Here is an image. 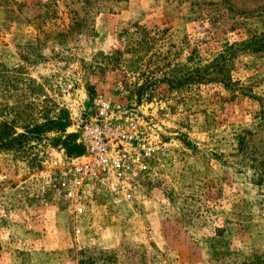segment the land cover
I'll return each instance as SVG.
<instances>
[{
    "label": "rangeland",
    "instance_id": "374dc122",
    "mask_svg": "<svg viewBox=\"0 0 264 264\" xmlns=\"http://www.w3.org/2000/svg\"><path fill=\"white\" fill-rule=\"evenodd\" d=\"M263 33L264 0H1L0 122L19 126L13 112L28 96L79 71L87 108L95 94L138 108L159 145L133 206L98 195L76 214L63 196L72 158L49 143L56 134L15 128L26 142L0 150V264H62L78 233L87 235L82 264H226L212 254L223 242L264 255V55L231 59V90L167 83L210 71L225 47ZM38 105L36 124L57 114ZM51 238L58 253L42 251Z\"/></svg>",
    "mask_w": 264,
    "mask_h": 264
},
{
    "label": "built area",
    "instance_id": "2783aa9c",
    "mask_svg": "<svg viewBox=\"0 0 264 264\" xmlns=\"http://www.w3.org/2000/svg\"><path fill=\"white\" fill-rule=\"evenodd\" d=\"M81 79L75 71L71 80L46 92L66 112V131L76 134L83 148L81 156L71 159L72 178L63 196L76 214L98 195L108 205L131 207L146 161L158 149V134L133 106H113L95 94L87 108Z\"/></svg>",
    "mask_w": 264,
    "mask_h": 264
},
{
    "label": "trees",
    "instance_id": "16d2710c",
    "mask_svg": "<svg viewBox=\"0 0 264 264\" xmlns=\"http://www.w3.org/2000/svg\"><path fill=\"white\" fill-rule=\"evenodd\" d=\"M1 1V0H0ZM242 54H256L264 55V33L259 36H254L248 40L230 44L225 47L210 63L211 70L215 72V77L211 78L209 67H204L202 70L188 69L189 72L182 78L171 77L167 79V83L173 86H180L188 82L207 83L216 81L223 87L231 90L232 84L229 76V68L231 59L236 58ZM199 69V68H198ZM37 97L33 98L28 96V103H26L21 110L13 112V117L20 121L21 124L16 126L14 120L10 122H0V150L2 151H17L26 141L23 134H15V128H20L25 131V134L34 136H45L48 133L56 134L54 138L49 139L52 146H59L63 149L65 156L69 158L79 157L83 154L82 146L77 143V136L74 133L65 134L69 126L67 114L63 109H60L56 104L47 96V94L40 92L36 94ZM38 101L41 105L40 110L46 111L48 107H53L56 115L48 117L47 115L41 116L42 123L36 124L31 120L29 112L39 105L34 103ZM12 111V110H11ZM213 243L222 242L223 240L211 239ZM224 242L221 246H213V256L219 258L225 256L228 258L226 264H264V255L240 256L236 253H230L224 248ZM93 263V262H92ZM91 262L89 264H92ZM82 264V263H79ZM88 264V263H87Z\"/></svg>",
    "mask_w": 264,
    "mask_h": 264
},
{
    "label": "crops",
    "instance_id": "0c3cea01",
    "mask_svg": "<svg viewBox=\"0 0 264 264\" xmlns=\"http://www.w3.org/2000/svg\"><path fill=\"white\" fill-rule=\"evenodd\" d=\"M55 233V232H53ZM47 237H52L50 236V232L47 231L45 238L48 239ZM87 238V235H83L82 233H78L77 236V242L76 245H73L76 247L75 251L72 254H69L68 251L65 250L61 252V256H63V262L62 264H79L81 263V256L80 253L78 254V252L82 251L83 249H85L86 247V243L82 242V240H85ZM53 241V244H52ZM46 244H50L47 245V248H43L42 251L45 252H51V253H58V251H60V247L58 245V242L56 241V238H51V242H47ZM104 248H113L114 247V239H110L107 241H102V243H100ZM72 247V246H71ZM70 255V256H69ZM92 264H103L101 262H96V263H92Z\"/></svg>",
    "mask_w": 264,
    "mask_h": 264
}]
</instances>
